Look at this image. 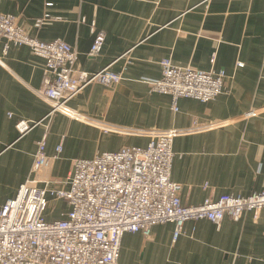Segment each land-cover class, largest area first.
<instances>
[{"label":"crops","instance_id":"crops-1","mask_svg":"<svg viewBox=\"0 0 264 264\" xmlns=\"http://www.w3.org/2000/svg\"><path fill=\"white\" fill-rule=\"evenodd\" d=\"M0 15L16 16L42 42H67L78 52L77 70L109 66L122 77L117 85L93 83L69 102L82 120L60 113L46 118L50 107L42 94L53 77L45 74V61L0 37V205L27 181L59 187L75 160L146 147L152 132L172 129L185 132L174 141L171 174L182 185L184 205L264 192V0H0ZM101 31L104 46L91 57ZM166 58L180 67L224 70V93L208 103L181 98L175 112L171 97L147 82L162 77ZM21 121L32 126L25 134L17 129ZM217 122L223 124L209 127ZM45 135L51 161L33 173ZM68 210L50 197L45 218L62 219ZM174 230L166 223L149 237L126 233L119 263L264 264V209L238 221L225 217L219 227L189 221L177 241Z\"/></svg>","mask_w":264,"mask_h":264},{"label":"built area","instance_id":"built-area-1","mask_svg":"<svg viewBox=\"0 0 264 264\" xmlns=\"http://www.w3.org/2000/svg\"><path fill=\"white\" fill-rule=\"evenodd\" d=\"M48 18L46 13L44 19ZM0 37L17 46H28L45 61V74L53 77L42 94L50 107L46 118L60 113L82 120L69 106L77 94L93 83L110 86L122 81L121 75L109 66L97 73L77 70L78 52L71 45L63 40L42 42L30 36L14 15H0ZM105 39V32L95 34L91 57L100 54ZM8 48L7 44L5 52ZM214 62L215 57L211 59ZM160 65L162 77L147 82L153 92L171 97L175 112L181 98L208 103L224 93V70L206 72L180 67L169 58ZM200 127L195 124L194 129ZM31 128L25 121L17 124L20 134ZM183 133L176 129L154 131L146 147H124L93 159L75 160L72 174L56 183L59 187L23 183L14 197L0 205V264H120L126 233L149 237L154 226L171 223L175 226L173 239L177 241L189 221L208 220L219 227L225 217L238 221L247 212L257 214L264 209V192L224 195L217 201L207 198L196 206L184 205L182 185L171 177L174 141ZM46 147L47 135L38 142L33 173L50 164ZM61 151L59 146L57 152ZM50 197L68 204L64 218L46 220Z\"/></svg>","mask_w":264,"mask_h":264},{"label":"rangeland","instance_id":"rangeland-1","mask_svg":"<svg viewBox=\"0 0 264 264\" xmlns=\"http://www.w3.org/2000/svg\"><path fill=\"white\" fill-rule=\"evenodd\" d=\"M53 208V207H52Z\"/></svg>","mask_w":264,"mask_h":264}]
</instances>
